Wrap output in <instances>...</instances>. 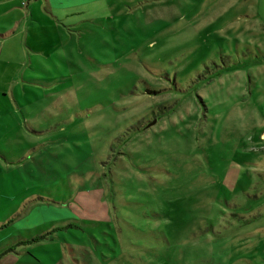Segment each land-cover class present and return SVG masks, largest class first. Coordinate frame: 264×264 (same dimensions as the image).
Returning a JSON list of instances; mask_svg holds the SVG:
<instances>
[{"label": "rangeland", "instance_id": "obj_1", "mask_svg": "<svg viewBox=\"0 0 264 264\" xmlns=\"http://www.w3.org/2000/svg\"><path fill=\"white\" fill-rule=\"evenodd\" d=\"M24 1L0 14V260L264 264V0ZM36 207L68 216L24 229Z\"/></svg>", "mask_w": 264, "mask_h": 264}, {"label": "crops", "instance_id": "obj_2", "mask_svg": "<svg viewBox=\"0 0 264 264\" xmlns=\"http://www.w3.org/2000/svg\"><path fill=\"white\" fill-rule=\"evenodd\" d=\"M80 1L83 2L85 0H80ZM261 2H262V0H256L255 6L258 8L259 7V3H261ZM18 4H21V5L23 4V6H24V5H26V2L24 0H0V14L3 13V12L5 13V12H11V11L17 10L18 7H19ZM2 10H4V11H2ZM51 10H54V9L52 8ZM16 22H17V20H15L14 23H16ZM9 28L5 29L4 27H0V29H1L0 30V40H1L0 41V50L2 49V46L6 43L8 37L10 36L11 32L9 31L10 30ZM3 38H5V39H3ZM261 137H262V134H261ZM227 181L229 182L230 185L238 184L239 183V176L237 174H234V177H231ZM46 209H47V207H36V208H33V211L30 210L31 213L29 211L23 217L25 219H23L24 223L22 224V227H24V229H27V230H32V229H34L36 227V226H33L34 224H37L39 222H43L44 219L45 220L48 219L50 222H53V220L58 221L59 220L58 217L68 216V212L67 211L58 210L57 208H51V212L48 213V215L45 213V216H44V214L42 212L43 211L45 212ZM53 209L55 210V214L52 213ZM8 221H10V218H7L6 222H8ZM12 261H13V258L8 257L6 259L0 260V264H9ZM5 262H8V263H5Z\"/></svg>", "mask_w": 264, "mask_h": 264}, {"label": "water", "instance_id": "obj_3", "mask_svg": "<svg viewBox=\"0 0 264 264\" xmlns=\"http://www.w3.org/2000/svg\"><path fill=\"white\" fill-rule=\"evenodd\" d=\"M153 122H154V120H153ZM153 122H152V123H153ZM152 123H150V124H152ZM150 124H148V125H150Z\"/></svg>", "mask_w": 264, "mask_h": 264}, {"label": "bare ground", "instance_id": "obj_4", "mask_svg": "<svg viewBox=\"0 0 264 264\" xmlns=\"http://www.w3.org/2000/svg\"><path fill=\"white\" fill-rule=\"evenodd\" d=\"M263 138H264V134H263Z\"/></svg>", "mask_w": 264, "mask_h": 264}]
</instances>
